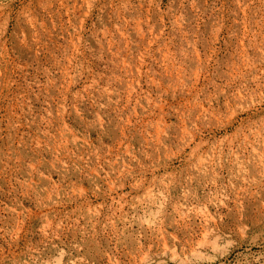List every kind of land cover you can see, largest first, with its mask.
I'll use <instances>...</instances> for the list:
<instances>
[{"label": "rangeland", "instance_id": "374dc122", "mask_svg": "<svg viewBox=\"0 0 264 264\" xmlns=\"http://www.w3.org/2000/svg\"><path fill=\"white\" fill-rule=\"evenodd\" d=\"M0 264H264V0H0Z\"/></svg>", "mask_w": 264, "mask_h": 264}]
</instances>
